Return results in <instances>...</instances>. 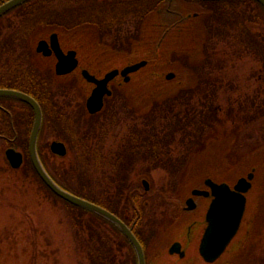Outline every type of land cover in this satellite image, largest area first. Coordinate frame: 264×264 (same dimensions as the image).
<instances>
[{
	"label": "rangeland",
	"instance_id": "1",
	"mask_svg": "<svg viewBox=\"0 0 264 264\" xmlns=\"http://www.w3.org/2000/svg\"><path fill=\"white\" fill-rule=\"evenodd\" d=\"M50 2L53 5L58 4V0H48L47 4ZM44 5L36 4L32 6L33 8L29 6L26 8V11H29L27 14L13 10L0 19V83H23V76L26 73H32L31 76L35 80L45 77L44 90H41V85L39 90H36V93L44 100L45 109L38 145L49 169L58 174L59 179L69 186L64 187L79 196L84 194L102 204L112 206L127 219H134L139 212L141 218L136 230L146 247L149 245V240L153 239L151 247L153 242L160 237H165L166 228L172 222L169 216L165 217L170 201L180 200L179 198L188 194L190 188L198 185L206 176L232 182L255 167L256 176L252 189L247 193L248 203L241 230L219 262L212 264H264V198H262L264 192V21H255L260 16L254 6L247 3H234L231 4L232 8L227 15V18L231 19L235 17L237 11H242L241 17L244 20L245 18L254 19L251 24L247 20L244 21L245 23L242 21L241 28L250 30L246 36H241L235 21L230 20L229 24L221 28L216 22L211 25L206 23V26L210 27L205 28L206 39H203L204 33L199 31L197 26L194 27L191 24L186 28L176 25L165 33L164 38L168 41L163 45L168 53L164 57L170 58L173 63L180 60V64H174L175 70L172 69L173 63H171V69L162 73L156 70L147 71V69L135 73L128 88L118 90L115 85H112L115 95L111 100H106L101 113L89 116L84 109L85 93L81 91L80 94L77 86L70 82L71 80L59 83L49 77L51 73L38 74L25 58L29 55L28 46L37 40L35 38L45 37L47 33L56 29V26L46 21L50 18L46 15ZM70 7L62 6L60 9ZM96 7L97 5L93 4L92 10ZM127 15L125 14V17L121 19L120 24H113L101 31L93 30L94 40L97 42L100 40L98 45L115 49L120 47L126 50L134 40L139 39L138 29H142L140 23L145 17ZM39 25L43 26L36 29ZM78 32L79 29L75 28L69 32V35H75L74 38L72 37L75 43L77 39L79 40L78 45L82 47V49L79 48L80 55H85L83 60L86 61L94 55L95 48L92 45L87 47L88 45H85V41L79 37ZM167 33L169 34L166 37ZM181 36L184 40H180ZM64 46H73V43H65ZM174 51L183 53L182 57L171 54L175 53ZM189 55L194 59L191 63ZM138 56L135 57L138 58ZM111 62L102 65L101 72H106L113 66L123 65L129 62V59ZM195 70L199 73L200 80L194 88L199 87L198 90L204 92L207 90L204 87L210 85L208 101L210 99L215 103L223 121L209 136L205 137L201 147L194 148L192 153L186 155L182 154L184 150L179 155L182 142H179L180 134L172 127L170 134L165 138L170 142L156 143V146L159 144L156 147L157 151L162 149L168 154L165 156L167 159L164 160V164H157L158 162L152 160L140 161L142 157L152 154L153 151L147 149L151 147L149 143H146L147 148L143 145L138 150H134L139 152L141 157L130 167L133 178L130 184L132 188L129 185L128 187L123 185L120 189L124 192L130 187L131 195L128 192L121 195L113 178L122 177L126 166L121 167L118 164L111 166L109 162H112L110 161L113 158H111L112 151L115 153L119 149L123 150L127 135L135 132V129H142L139 125L147 122V119L148 122H152L156 132L165 129L169 131V127L166 128L158 123L157 118H152L151 115L143 121V119H137L134 114L143 111L142 115H144L149 110V104L153 98L157 99L153 102L160 103L161 98L167 94L179 92L177 90L180 84H184L186 76L194 74ZM90 71L99 74L94 68ZM169 71L176 74L175 79H165V74ZM146 73H149L146 75L148 80L146 78L142 80ZM52 75H54L53 72ZM148 76L160 78L165 83L161 84V87H155L154 79L151 80ZM215 83L220 89H210ZM123 95L130 103H134L135 109L137 108L135 111L125 107L127 105H124V99L122 101ZM202 97L204 93L197 92L192 93L189 99L179 95L174 97L178 102L174 107L171 106L169 114L172 116L173 110L181 112L180 127L186 128L187 119L185 117L187 104L184 107L179 104L180 101L187 102L189 105L197 103L196 101ZM239 100L243 101V104H246L244 100L247 101V105L251 104L243 105L245 108L252 109L249 113L251 115L244 122L237 120L235 124H232L231 118H235L236 101ZM256 104L262 107L261 110H254ZM178 107H184V110ZM188 107L190 110L191 106ZM233 108L235 109L232 113ZM149 112L146 114L149 115ZM19 118L18 129L22 130ZM27 135L24 131L18 142L24 149L27 147ZM53 141L64 144L66 152L63 155L53 153L50 148ZM186 142L185 139L183 147ZM95 147L103 149L101 158L95 154ZM143 151L147 153L142 154ZM3 152L0 149V264H88L87 255L78 249L77 240L79 239L75 235L74 217L65 204L46 193L44 185L32 176L27 165V158L20 168L12 169ZM245 153H248L249 158L242 157ZM83 157L85 159L81 161ZM127 157L124 155L125 163H127ZM65 169L73 174L64 175L62 172ZM143 179L148 181L147 189L142 182ZM117 197H121V200ZM137 207L138 210H136ZM85 217L90 218L87 215ZM102 226L110 238L113 236L118 240L109 226L105 224ZM179 231V228H173L171 237L177 235ZM249 232L250 235L247 234ZM121 242L125 247L119 248L116 245L115 262L129 264L130 261H126V253H128L126 243Z\"/></svg>",
	"mask_w": 264,
	"mask_h": 264
},
{
	"label": "trees",
	"instance_id": "2",
	"mask_svg": "<svg viewBox=\"0 0 264 264\" xmlns=\"http://www.w3.org/2000/svg\"><path fill=\"white\" fill-rule=\"evenodd\" d=\"M3 1L4 0H0V3ZM47 1L48 0H32V1L28 0V1L20 4L16 8H14L13 10H18L22 14H27L29 11H26V8H28L29 6H31L30 8H33L36 4H41V3L43 5L46 4V5H44L45 9H46V15H47V17L50 18V19H46V21L50 25H54L57 28H61V32H62V30L71 32V30H73L75 28L79 29V27H80V30L78 33H79L81 39H83V41H86L85 45H88L87 47H89V46L91 47V45H92V47L95 48V52L93 53L94 55L93 54L92 55L94 57L97 56L96 60H99V65H105V64L111 63L112 60L114 61V60H118V59H122V60L129 59V61L132 62V61L137 60V59L145 58L148 60V63L145 67L141 68L139 70V72L147 69V71L148 70L149 71H155L156 70V72L162 73L165 70L171 69L170 65L173 62H171L170 58L168 59V57L167 58L164 57L165 55H168L166 49L163 46L166 41L164 40V41L160 42L161 38L164 39L165 33L172 30L175 27V23L169 17L168 18L164 17L162 19V24H161V27L159 28V30H152L151 31L149 26H147V23L145 25H142V26L140 25L142 27V29H138V31H139L138 32V34H139L138 40H134L130 44L129 48L126 50H123V48H120V47H117V49H115L112 47H106V46L98 45L100 40L98 42L96 40H94L93 30L91 31V29H90L92 27L89 26V25H93V26H95L94 30L97 29V31H99V30L101 31V30H104L105 27L108 28V27L113 26V24H120L122 22L121 19L124 18L125 15L115 13L117 9H114V12L109 10L110 4L106 0H97L98 1V2H96L97 7L94 10H92L93 4H94L93 0H74L73 2H71V0H58V4H56V5H53V3H51V2L47 4ZM71 3H74V4L71 5ZM30 4H32V5H30ZM62 6L63 7L71 6V7L61 10L60 8ZM13 10H10L6 14L10 13ZM139 16H140V18L145 17L144 15H142V16L139 15ZM2 17H0V19ZM41 24H44V23H41ZM38 27H40V25L36 26V29H39ZM83 27H85V28L83 29ZM32 33H34V32H32ZM168 34L169 33L166 34V37ZM170 36H173V34H170ZM89 41L92 42L93 44L92 43H91V45L88 44ZM94 41H96V43H94ZM158 42H160V43H158ZM29 53H32V52L29 50ZM171 54H176L179 57H182V55H183V53H177V52L171 53ZM135 56H138V58H136ZM126 61H128V60H126ZM176 61H177V63H180V60H176ZM191 61H194V59L189 55V62L191 63ZM184 62H187V61H184ZM194 72H195L194 74H189L186 76V81L184 84H180V86L178 85L179 89L177 91H179V92L169 93V94H167V96L162 97L161 102H160L162 104L153 102L154 100H157V99L153 98V100H151L152 102L150 101L149 108H148L149 110H147L144 113V115H142L143 111L141 113L138 112V113L134 114L137 117V119H143V121L145 120L146 117L148 118L151 115L150 117L157 118V120L159 121L158 123H161L166 128L169 127L170 128L169 131H168V129H165L164 131L157 130V132H156L154 126L151 124L152 122H148L149 120L147 119V122H143L142 124L139 125L142 129L133 128L136 131L131 133V134L129 133L127 135V137L125 138L124 141L126 143H128V145H126V143H125V145L123 146V150L119 149L115 153L112 151L111 158L112 157L113 158L110 160L112 162H109L111 164V166L116 165V164H118V166H121V167L123 165L126 166L125 167L126 171L123 173L124 175L122 174V177H119L117 179L115 177V175L112 174L115 177L113 179H114V182L117 183L119 193L121 195L124 192H128V193L131 192L130 191V187H131L130 184L132 183L133 178H132V175L130 174V172H131L130 167H132V165L134 163H136L139 160V158L141 157L139 152H136L134 150H136V149L138 150L143 145L147 148L146 143H149L151 145V147L147 148V149L149 151H153V152H152V154H149V155L142 157L140 159V161H147V160L151 161L152 160L153 162H155V161H156V163L158 162L157 164H164V160L167 159V158H165V156H167L168 154H167V152H163L162 149H161V151H157L158 149H156V147L159 144H157V146H156V143H158L160 141L164 142L165 144L167 142H170L169 140L166 141L165 138L168 136V134H170L172 127H174L176 129L175 131L180 134L179 142H182V143H180L181 149H180L179 155L181 154V152L183 150H184V152L182 154L186 155V154L192 153L194 148L196 149L201 144H204L203 142L205 141V137L207 135L209 136V134L215 129V127L218 126L223 121L222 117L219 116L220 111H218V108L215 106V103L210 99L208 101L207 94L209 93L208 90H209L210 85L204 87L205 89H207L204 92H200V90H198L199 87L194 88V86H196L200 80L199 73H197V70H195ZM186 73L187 72L185 70V74ZM146 75H149V73H146L142 77V80L144 78H146ZM150 76H148V77L151 80L154 79L153 82H154L155 87L156 86L161 87V84L165 83L160 78H157V77L151 78ZM155 76H159V75L155 74ZM50 77L53 79V81H56L55 76L52 75V72H51ZM205 79L207 82V78H205ZM70 80H71L70 82H72L75 86L79 85V80L77 78H73ZM146 80H148V79L146 78ZM130 83H131V81L129 83H125L122 81V79H119L116 82H113V84L116 86V88L118 90L128 88L130 86ZM217 85H218L217 83L213 84V86L210 89H214V90L220 89ZM195 92L204 93V97H202L201 99L196 101L197 103H190L189 105L187 102H181L180 101V103H179L180 105H183L184 107L187 104L186 105L187 114H185V117L187 118L186 122H185L186 128L184 129L183 126L180 127V125L182 124L181 123L182 117H179L181 115V112L173 110V114L171 116V114H169V112H170L169 110H170L171 106L174 107L175 103L178 102L177 99L174 98L176 95H179L180 97L189 99L191 97L192 93H195ZM214 93H215V91H214ZM35 95L38 98H40L39 94L35 93ZM114 95L115 94L112 93V95L109 96L107 99L111 100ZM201 95H203V94H201ZM123 99L125 100L123 102L124 105H127L125 107H127L128 109L131 108L134 111L137 109V108L135 109V105H133L134 103L133 104H132V102L130 103V101L127 98H125V96L122 98V101H123ZM166 99H167V101H164ZM174 99H175V101H174ZM134 101H135V98H134ZM244 101L246 104H243V101H240V100L236 101V103H237V106L235 107L236 109L235 108L232 109V113L235 109V114H234L235 118L234 117L231 118V120L233 121L232 124H235L237 122V120L244 122L247 119V117H250L251 114H249V113H250V111H252V109L251 108H249V109L245 108V106H243V105H247V101L246 100H244ZM189 102H191V101H189ZM255 102L257 103V101H255ZM153 103H155L154 104L155 106H153V107H155V109L152 107ZM238 105H239V107H238ZM250 105H247V106H250ZM188 106H191L190 110H189ZM254 106H255V108H254L255 111H259L262 108L258 104L254 105ZM184 107H182V108L178 107V108L183 111ZM200 109L202 111H200ZM148 111H150L149 115L146 114ZM101 112H99V113H101ZM247 112H248V114H247ZM90 115L91 114H89V116ZM185 139L187 141L185 144L186 147L185 146L183 147V143H185ZM99 142H101V141H99ZM98 146H100V145H98ZM154 146H155V148H154ZM95 149H96L95 154L101 158L103 156V149L101 147H95ZM125 150H126V152H125ZM39 152L41 154V159H42L45 167L47 168L49 174L52 176V178L60 186L69 187L68 185L63 183V181H61L59 179L58 174L54 173L53 170L49 169V167L47 166V164L44 160V157H42V153H41L40 149H39ZM146 153H147L146 151L142 152V154H146ZM248 153L243 154L242 157L243 156L248 157V155H247ZM124 155L128 156L127 157V163H125ZM159 158H160V160H159ZM83 159H85V157L81 158L80 160L84 161ZM27 165H28V168H30V170L32 172V176L35 177L40 183H42V185H44V187L46 189V193L50 194L51 196L55 197L56 199L61 200L65 204L66 208L70 211V214L73 215L74 224L76 226L75 235H77V238L79 239V240H77L78 249L82 250V253L83 254L85 253V255H87L86 259L88 261V264H116L117 263V262H115L116 256L114 253V250H116V245L119 248L125 247L122 245L121 241H125V243H126V248H127V252H128V253H126L128 255V256L126 255V261H128V262L130 261L131 263L129 262V264H137L136 263V256H135V253H134L132 246L127 241V239L119 232L117 227H115L113 224H111L107 219H105L101 215L94 214L88 210H85L83 208H80L78 206L70 204L67 201L58 197L41 180V178L38 176L35 169L33 168L28 157H27ZM62 173H64V175L68 174L70 176H71V174H73V172H70V170L68 171L66 169ZM59 174L62 176L61 172H59ZM123 185L124 186L127 185V187L129 185L130 187L128 188V190L123 192V191H120V189L123 188ZM125 189H127V188H125ZM262 194H263L262 198H264V192ZM130 195H131V193H130ZM81 196L88 199V200H91L95 203H98V204L106 207L107 209L115 212V213H119L118 211H116V209H114L110 205L107 206L106 204H102L98 200H95L94 198L86 196L84 194ZM117 198H118V200H121V197H117ZM260 201H262V200L260 199ZM132 203L133 202H131V204ZM138 209L139 208L137 207L136 210H138ZM119 214L121 216L122 213H119ZM86 215L90 216V218L85 217ZM140 216L141 215L139 214V212H137L134 219L137 222H139L140 218H141ZM260 219H261V217H260ZM102 224L109 226V229L111 230L112 234L114 232L117 235L118 240L113 238L112 235H111L112 238H110L109 234H107V231H105ZM250 228H251V226H250ZM136 233H137V231H136ZM247 234L250 235V232Z\"/></svg>",
	"mask_w": 264,
	"mask_h": 264
},
{
	"label": "flooded vegetation",
	"instance_id": "3",
	"mask_svg": "<svg viewBox=\"0 0 264 264\" xmlns=\"http://www.w3.org/2000/svg\"><path fill=\"white\" fill-rule=\"evenodd\" d=\"M106 1L110 4L109 10L114 12V9H117L115 13H119L122 15H125V14L126 15L134 14V15H141V16L146 15L142 23L140 24L145 25L147 23V26H149L151 31L159 30L162 24V19L164 17L166 18L169 17L171 20L175 19V22H174L175 26L182 25L187 28L188 25L192 24L194 25V27L195 26L199 27V31L201 32L203 31L204 33L203 39H206L205 38L206 37L205 28L207 27L206 23L207 25L209 24L211 25L216 22L217 25L221 28L229 24L230 21H235L236 27L240 31L239 34L241 36H246L247 33L250 32V30H247L246 28H241L242 21L243 23H245L244 21L247 20L246 18L244 20L241 17L242 11H237L235 13L234 18H231V19L229 17L227 18V15L229 14L228 12L230 11V8H232L231 4H234V3H241V4L247 3V4L254 6V9L259 12L258 16H260V17H257L255 21L257 20L262 21V22L264 21V7L257 0H106ZM93 2L94 4H96L97 0H93ZM253 20L254 19L252 18V19H248L247 21H249L251 24L253 23ZM179 21L181 23H179ZM90 27H92L90 28L91 30H94L95 28V26L93 25H90ZM207 28H210V27H207ZM79 30H80V27H79ZM59 31H61V28L56 27V29L49 32V34L47 33L48 36H46L47 35L46 34L45 37L38 36L37 38H35L37 40L34 42L32 41L33 43H31L28 46V51L30 50L32 53H29V55H26L25 58L27 59V62L29 63L31 68L37 71L36 73L38 74L40 73L49 74L52 71L55 76L56 82L66 83L70 79L77 78L79 80V85L77 86L79 93L81 91L85 93L84 109L86 111V98L90 94V91L93 88L94 84L87 82L83 78L81 71L84 68L89 71L91 68H94L95 71L99 73L95 75L101 76L104 73V72H101L102 65H99V60H96L97 56L95 57L92 56L91 59H88L86 61L83 60V58L86 56L80 55L79 48L81 46L78 45L79 40L77 39L76 43L75 41H73V38L75 37V35H69L68 31H63V30L62 32H59ZM52 32L58 33L60 47L62 48L64 52H67L69 49H74L77 52L76 56L78 59V65L70 73H66L62 75L56 74L55 73V63H56L57 58L54 52H52L49 55H44L42 52L37 51V41H39V39H42V38H45L48 40L49 35ZM189 38L192 39V37H189ZM182 39L183 37L181 36L180 40ZM164 40L168 41L165 38L164 39L161 38L160 42ZM64 42L65 43L72 42L73 46H64L65 44ZM90 43L92 42H88V44ZM113 67H110V69ZM31 74L32 73L24 74L23 83H19V84H17V82H14V83L10 82L7 84L0 83V89H10V90L21 91L23 93H26L32 96L39 103L41 107V112H42L41 126H40V130L38 133V143H39V139L41 136V131L43 128V123H44V110L45 109L43 106L44 100L41 97L38 98L35 95V93H36V90H39L40 85H41V90L42 89L44 90L45 77L35 80L33 79V76H31ZM50 76L51 75H49V77ZM175 78H176V74L173 79ZM119 79L120 77H118L117 80ZM112 85L113 83H110V87ZM107 97L108 96L104 97V105H103L102 110L105 107ZM99 112L93 113L91 115H95ZM18 118L20 119L22 130L18 129V124H19ZM33 121H34V111L27 102L15 96L0 94V142H1L0 149L4 151L3 152L4 155L7 149L13 148L21 152L23 163L25 162V159L27 157L26 151L28 152V142H29V137H30ZM24 131H25V135L28 134L26 137L27 147L25 149L21 147L18 143L19 138L22 136ZM37 149H38V145H37ZM206 177H204L198 185L192 186L188 194H185L183 197L179 198L180 200L169 202L170 204H168L169 206L168 208H166L165 217L167 218V216H169L172 222L166 228L165 237H160L158 240L152 243L151 247H150V244L153 239L149 240V245L148 247H146L139 233L138 232L136 233L138 222L135 219L133 218L127 219L126 217H123L122 214L120 216L119 213H116L127 225H129V227H131V229L134 231L135 235L139 239L143 247V250H144L146 264H212V263L219 262V259L224 253L213 262L205 261L199 253V243H200V239L203 234V231L207 224L206 212L211 202L212 195L211 193L194 195L192 194V190L194 188H198L203 191H209V186L206 185L204 182ZM213 180L217 182L223 181V180H217L214 178ZM235 181L236 180L229 182L231 187L235 183ZM190 197H192V202H191L192 207H189L188 204L186 203V200ZM175 227L179 228L180 231L177 235H173L171 237L172 229ZM174 242L177 243V248L175 249L176 251L170 252L169 248Z\"/></svg>",
	"mask_w": 264,
	"mask_h": 264
},
{
	"label": "water",
	"instance_id": "4",
	"mask_svg": "<svg viewBox=\"0 0 264 264\" xmlns=\"http://www.w3.org/2000/svg\"><path fill=\"white\" fill-rule=\"evenodd\" d=\"M26 0H5L0 4V16L23 3ZM264 7V0H257ZM37 51L42 52L44 55H49L54 52L57 60L55 63V73L58 75L70 73L78 65L77 52L74 49H69L64 52L60 47L58 34L52 32L49 39H39L37 42ZM147 64V60L140 59L134 62H129L122 67H115L106 71L102 76H96L87 69H82L81 74L83 78L94 86L86 99V108L89 113L100 111L104 105V97L112 93L109 84L118 76L122 77L124 82L131 80V75L138 71L140 68ZM173 72L166 74V79L174 78ZM0 94L15 96L27 102L34 111V121L29 137L28 151L31 163L43 180V182L59 197L67 202L88 210L90 212L101 215L110 221L118 230L128 239L133 246L137 264H146L144 252L141 243L132 232L131 228L118 216L109 211L108 209L82 198L66 189L61 187L49 175L43 166L38 152H37V137L41 126L42 112L39 103L30 95L21 91L0 89ZM54 153L63 155L66 148L62 142L53 141L50 145ZM7 159L12 167H19L22 163L21 152L9 148L6 150ZM255 176L254 168L248 171L245 175L238 177L235 183L231 185L226 181L217 182L210 177L205 178L204 182L209 186V191H203L198 188L192 190V194H208L211 193L212 199L206 212V227L199 243V253L205 261L213 262L226 250L229 243L237 234L242 219L245 214L247 205V193L252 187V181ZM145 188H148V181L142 180ZM192 197L186 200L189 207H192ZM177 243L174 242L169 251H176Z\"/></svg>",
	"mask_w": 264,
	"mask_h": 264
},
{
	"label": "bare ground",
	"instance_id": "5",
	"mask_svg": "<svg viewBox=\"0 0 264 264\" xmlns=\"http://www.w3.org/2000/svg\"><path fill=\"white\" fill-rule=\"evenodd\" d=\"M174 64H177V65H178V64H180V63H173V64H172V67H173L172 69L175 70ZM179 66H180V65H179ZM165 79H166V74H165Z\"/></svg>",
	"mask_w": 264,
	"mask_h": 264
}]
</instances>
